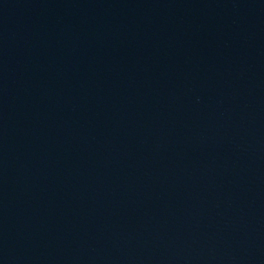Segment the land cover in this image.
Instances as JSON below:
<instances>
[{"label": "water", "instance_id": "1", "mask_svg": "<svg viewBox=\"0 0 264 264\" xmlns=\"http://www.w3.org/2000/svg\"><path fill=\"white\" fill-rule=\"evenodd\" d=\"M0 264H264V0H0Z\"/></svg>", "mask_w": 264, "mask_h": 264}]
</instances>
